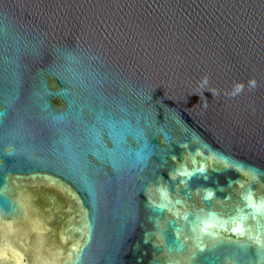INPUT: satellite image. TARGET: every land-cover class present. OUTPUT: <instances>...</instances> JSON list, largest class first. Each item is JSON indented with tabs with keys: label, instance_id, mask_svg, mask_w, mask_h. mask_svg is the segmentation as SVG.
<instances>
[{
	"label": "water",
	"instance_id": "obj_1",
	"mask_svg": "<svg viewBox=\"0 0 264 264\" xmlns=\"http://www.w3.org/2000/svg\"><path fill=\"white\" fill-rule=\"evenodd\" d=\"M0 264H264V0H0Z\"/></svg>",
	"mask_w": 264,
	"mask_h": 264
}]
</instances>
